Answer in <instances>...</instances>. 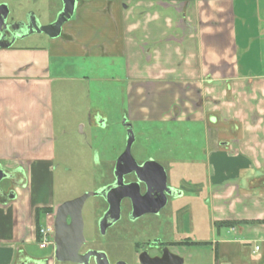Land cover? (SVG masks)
I'll return each instance as SVG.
<instances>
[{
  "label": "crops",
  "instance_id": "crops-1",
  "mask_svg": "<svg viewBox=\"0 0 264 264\" xmlns=\"http://www.w3.org/2000/svg\"><path fill=\"white\" fill-rule=\"evenodd\" d=\"M75 16L51 50L0 47V167L12 174L15 194L0 193V264L35 254L36 210L56 208L47 193L55 157L52 54L122 60L128 122L214 126L207 181L214 228L217 221L264 220V0H82ZM222 128L234 139L221 137ZM228 230L264 256V224ZM214 243L213 260L231 264L222 251L230 243Z\"/></svg>",
  "mask_w": 264,
  "mask_h": 264
},
{
  "label": "rangeland",
  "instance_id": "rangeland-1",
  "mask_svg": "<svg viewBox=\"0 0 264 264\" xmlns=\"http://www.w3.org/2000/svg\"><path fill=\"white\" fill-rule=\"evenodd\" d=\"M12 4L17 6V2ZM47 5L48 0L30 1L21 12L31 10L41 22L47 23L52 18L48 16ZM17 10L19 12L20 7ZM14 17L19 19L22 16ZM51 42L52 38L40 34L20 41L18 46L51 50ZM50 64L52 74L56 76L51 100L55 157L50 166L47 193L50 203L57 208L63 202L95 190L103 177L101 164L113 163L124 152L128 140L125 123H128L129 81L120 59L52 54ZM100 119L105 122L98 123ZM130 123L135 134L131 150L135 159L153 157L163 161L169 167L174 184L183 183L184 179L193 176L194 168L198 169L201 192L193 202L192 212L198 227L194 239L201 242L218 239L230 243L222 251L231 259V264H264L259 262L264 258L262 250L254 252V242L243 244L235 232L226 228L221 229L220 234L215 233L207 199L211 157L209 138L216 135L213 131L215 127L211 126L212 132H209L202 122H170L163 119H138ZM219 131L224 139H234L225 128ZM3 182L5 180L0 186ZM97 202L98 199L90 197L84 205V234L88 240L93 237L101 240L114 253V230H110L105 237L99 235L97 222L101 210ZM48 221L53 223L52 218ZM235 241L242 243L241 249L234 246ZM262 244L258 243L259 246ZM33 250L38 255L51 252L37 245ZM212 250L211 245L201 247L198 256L202 262L197 261L196 264H218L216 259L213 260L215 254Z\"/></svg>",
  "mask_w": 264,
  "mask_h": 264
},
{
  "label": "flooded vegetation",
  "instance_id": "flooded-vegetation-1",
  "mask_svg": "<svg viewBox=\"0 0 264 264\" xmlns=\"http://www.w3.org/2000/svg\"><path fill=\"white\" fill-rule=\"evenodd\" d=\"M13 1L17 2V6L12 4ZM30 1L41 0H0V16H7L0 29V43L3 45L11 44L13 47L34 35H47L37 30L54 23L64 8L62 0H48V16L52 18L43 23L33 11L26 9L21 12ZM81 1L78 0L77 7ZM14 16L22 17L16 19ZM63 27L60 36L63 35ZM135 160L138 167L128 161L117 166L118 159L101 164L103 177L93 190L100 192L92 196L98 199L101 210L97 222L99 235L105 237L110 230H114L112 242L116 252H110L105 243L96 237L88 240L84 234L85 239L79 249V255L83 256L81 262L58 259L54 243L46 248L51 250L49 254H22L14 264H169L170 253L181 256L184 264H196L201 247L211 245L216 253L214 240L201 242L194 239L198 227L192 211L193 202L200 195L198 169L194 168L191 178L174 184L169 167L163 161L153 157ZM145 163L147 165L141 168ZM8 181V190L1 186L0 193L14 198L12 174ZM55 212L51 213L54 214L53 224ZM70 221L68 218V223ZM101 223L107 227L105 233L101 231ZM94 252H103L106 257Z\"/></svg>",
  "mask_w": 264,
  "mask_h": 264
},
{
  "label": "water",
  "instance_id": "water-1",
  "mask_svg": "<svg viewBox=\"0 0 264 264\" xmlns=\"http://www.w3.org/2000/svg\"><path fill=\"white\" fill-rule=\"evenodd\" d=\"M64 4V8L58 16V19L49 25L41 26L40 29L37 30L38 33L45 32L51 38H57L61 35L63 24L72 18L74 15L78 0H62ZM2 7L0 6V9ZM7 16H0V29L4 25ZM1 48H9L11 44L3 45L0 43ZM128 132V140L127 145L124 152L119 156L117 166L120 164H124V162L128 161L134 165V167H138L135 158L132 155V145L135 141V134L130 122L125 123ZM147 163H145L142 167H145ZM11 177V174L6 171L4 168L0 167V183L4 180H8ZM1 188V186H0ZM100 194V192H86L82 196H79L73 200H69L63 202L56 208L55 212V244L56 250L55 253L58 259L66 261H74L81 262L82 257L79 255V249L84 242V220H83V207L86 200L89 197ZM143 212H140V214ZM140 214H137L140 215ZM68 218L71 219L70 223H68ZM106 226H103L101 223V231L105 233ZM96 255H104L103 252H94ZM90 255V254H89ZM87 255V256H89ZM86 256V257H87ZM147 264V263H145ZM169 264H184V260L181 256L170 253Z\"/></svg>",
  "mask_w": 264,
  "mask_h": 264
},
{
  "label": "trees",
  "instance_id": "trees-1",
  "mask_svg": "<svg viewBox=\"0 0 264 264\" xmlns=\"http://www.w3.org/2000/svg\"><path fill=\"white\" fill-rule=\"evenodd\" d=\"M54 209L52 208H38L36 210V222H37V231H38V239L40 238L39 230L43 224L42 218L47 214V213H53ZM264 224V220H242V221H217L215 223V228L218 234H220L221 229L226 228L230 229L234 227L237 224ZM216 257L219 258V248L216 247ZM219 264V263H218Z\"/></svg>",
  "mask_w": 264,
  "mask_h": 264
},
{
  "label": "built area",
  "instance_id": "built-area-1",
  "mask_svg": "<svg viewBox=\"0 0 264 264\" xmlns=\"http://www.w3.org/2000/svg\"><path fill=\"white\" fill-rule=\"evenodd\" d=\"M39 234L40 238L38 240V244L40 248L46 249L55 243V230L53 223L51 224L46 220L43 221V224L39 230Z\"/></svg>",
  "mask_w": 264,
  "mask_h": 264
}]
</instances>
